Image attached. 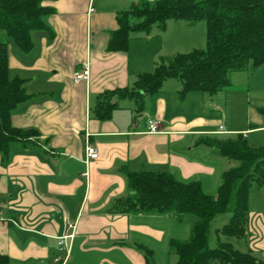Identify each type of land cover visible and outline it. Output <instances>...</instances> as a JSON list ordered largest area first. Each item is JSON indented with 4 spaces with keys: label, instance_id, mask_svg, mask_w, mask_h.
<instances>
[{
    "label": "crops",
    "instance_id": "1",
    "mask_svg": "<svg viewBox=\"0 0 264 264\" xmlns=\"http://www.w3.org/2000/svg\"><path fill=\"white\" fill-rule=\"evenodd\" d=\"M143 1L154 0H57L49 18L54 37L35 33V48L28 54L8 40L10 77L28 80L30 95L13 112V125L41 133L33 146H14L8 163L0 156V254L14 264H63L59 238L73 232L70 225L76 226V236L64 264H147L148 249L155 264H172L171 243L189 241L192 224L174 214L120 213L117 200L135 194L128 173L168 172L182 182L200 181L206 193L217 194L225 170L198 138L234 132L205 115V110L223 112L218 94L183 97L182 82L169 79L146 98L141 115L133 100L124 99L111 119L92 116L103 92L133 86L139 74L168 58L154 49L152 33L133 39L128 52L108 51L119 28L118 13ZM85 65L89 79L76 82L75 73ZM13 68L17 71L11 76ZM251 68L235 73L227 92L249 79L264 84V65L249 72ZM148 118L160 121L163 133H147ZM212 126L218 129L211 131ZM88 142L99 153L89 164ZM243 240L235 247L264 262V197L250 203Z\"/></svg>",
    "mask_w": 264,
    "mask_h": 264
},
{
    "label": "trees",
    "instance_id": "2",
    "mask_svg": "<svg viewBox=\"0 0 264 264\" xmlns=\"http://www.w3.org/2000/svg\"><path fill=\"white\" fill-rule=\"evenodd\" d=\"M57 0H0V35L11 38L23 54L35 48L34 34L46 31L52 37L49 18L56 12ZM118 30L112 34L109 52H128L131 41L149 36L153 29L164 32L169 21L195 25L206 22L207 47L187 54L163 58L152 72L137 76L133 86L103 92L92 116L105 121L120 108L119 102L133 100L139 115L146 98L159 93L169 79L182 82L181 95L227 92L235 73L264 65V0H156L133 4L117 15ZM28 80L10 77L9 46L0 41V156L8 163L14 146L36 144L41 133L13 125L12 115L29 97ZM264 116V109L261 110ZM199 144L216 148L232 161L223 172L216 195L205 192L200 181L182 182L168 172H129L133 196L122 197L115 206L120 213L166 216L174 214L180 222L190 220L189 241L174 240L176 264H264L251 252H242L222 237L244 239L250 218V190L253 184L264 187V149L252 147L244 134L233 138L206 137ZM221 214L231 216L217 229L219 246L211 248L213 220ZM147 264H155L153 251L145 253ZM0 264H14L0 254ZM30 264V263H25Z\"/></svg>",
    "mask_w": 264,
    "mask_h": 264
},
{
    "label": "rangeland",
    "instance_id": "3",
    "mask_svg": "<svg viewBox=\"0 0 264 264\" xmlns=\"http://www.w3.org/2000/svg\"><path fill=\"white\" fill-rule=\"evenodd\" d=\"M155 1L156 0L151 1V3H154ZM9 39L12 40L5 34L0 35V41H6L8 43ZM181 40L185 42L182 44ZM152 41L154 49L162 50L163 55H167L168 58H172L177 54H187L195 49L204 50L207 47V25L206 22L202 21L194 27L187 28L182 24L178 25L171 23L168 25L164 33L158 28L153 29ZM158 61H160V59ZM150 69L151 70L149 71L154 70L153 68ZM251 70H249V72H253L255 69L251 68ZM16 71L17 69L13 68L11 70V76L15 75ZM241 85L242 86H236L233 91L215 96L220 98L219 100L223 110L222 113H210L205 110L206 113H204L206 117L211 119L215 118L221 121L227 130L234 131L232 132L233 134L214 135L210 136V138L225 139L244 134L252 147L256 149H264V116L261 113V110L264 109V84L258 86L256 83L252 84V81L249 79L246 81V84ZM198 94L201 95L203 93ZM252 128L258 129L250 131ZM210 129H212L211 131H216L218 126H212ZM201 139L203 138H198V140ZM209 148L212 149V154H215L220 158L223 170H229L232 161L224 157L218 149L212 147ZM207 190L214 191V186L212 188H209L208 186ZM262 197H264V187L253 184L250 190L251 205L254 206L255 203L260 202ZM230 218L231 216L229 214H221L213 220L209 239L211 248L214 249L219 246L217 229L221 228L224 223H228ZM222 241L232 243L233 245H238L239 242H242L240 246L245 243V240L234 237H222ZM171 253L172 257L168 262L170 263L171 260L172 264H176L178 260L177 254L173 250H171Z\"/></svg>",
    "mask_w": 264,
    "mask_h": 264
},
{
    "label": "built area",
    "instance_id": "4",
    "mask_svg": "<svg viewBox=\"0 0 264 264\" xmlns=\"http://www.w3.org/2000/svg\"><path fill=\"white\" fill-rule=\"evenodd\" d=\"M90 77V70L88 65L84 66V69L81 71L75 73V81L80 80H88ZM148 124V131L147 133L150 134H160L163 133V126L162 123L154 118H148L147 119ZM224 127L220 126L219 133H224ZM86 163L89 164L91 161L97 160L99 158L98 150L91 144L87 143L86 146ZM70 228L73 230L71 234L65 235L63 237L59 238V252L64 255V258L62 259L63 264L66 263L71 255L72 251V241L76 236V226L70 225ZM70 243V244H69ZM58 261H61L60 259H57Z\"/></svg>",
    "mask_w": 264,
    "mask_h": 264
}]
</instances>
